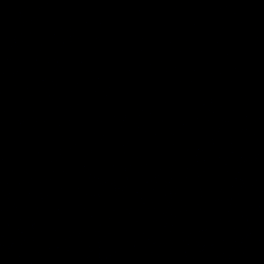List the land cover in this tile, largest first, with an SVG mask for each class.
Listing matches in <instances>:
<instances>
[{
    "label": "water",
    "instance_id": "obj_1",
    "mask_svg": "<svg viewBox=\"0 0 264 264\" xmlns=\"http://www.w3.org/2000/svg\"><path fill=\"white\" fill-rule=\"evenodd\" d=\"M0 264H264V0H0Z\"/></svg>",
    "mask_w": 264,
    "mask_h": 264
}]
</instances>
